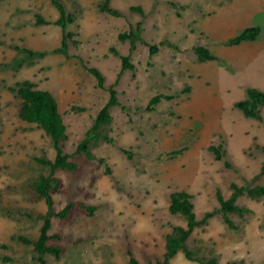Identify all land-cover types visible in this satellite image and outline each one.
I'll return each mask as SVG.
<instances>
[{
  "label": "rangeland",
  "instance_id": "374dc122",
  "mask_svg": "<svg viewBox=\"0 0 264 264\" xmlns=\"http://www.w3.org/2000/svg\"><path fill=\"white\" fill-rule=\"evenodd\" d=\"M59 1L75 17L66 32L80 42L70 40L67 53L58 52L64 31L56 24L60 15L52 0H0V264H40L34 246L19 238L36 241L40 235L48 208L32 184L48 169L36 158L56 156L45 132L19 118L21 100L14 90L23 81L56 97L67 126L64 150L80 166L78 172L57 171L63 192L54 197L55 210L73 201L98 207L93 217L75 212L68 222L52 219L51 234L62 236L55 243L65 252L59 259L45 256L48 264H131L129 252L139 264L163 262L166 236L173 226H187L169 212L170 194L181 190L194 196L198 220L215 213L188 242L197 256L220 264H264V199L247 194L238 199L253 214H228L235 230L225 224L217 200L218 191L231 197L233 183L264 186V151L258 149L264 148V123L234 108L248 89L264 92V16H251L257 10L253 1L111 0L121 17L100 13L103 0ZM36 15L46 23L38 25ZM246 24L261 28L257 42L226 46ZM121 34L138 40L121 42ZM152 46L159 48L155 55ZM196 47L218 60L200 63ZM113 48L130 56L135 68L124 70ZM89 67L104 75L105 89ZM111 87L118 99L106 129L112 142L92 148L97 159H105L101 164L77 151L109 102ZM159 94L176 99L146 112ZM211 145L224 146L223 161L215 159ZM183 148L184 155L167 159ZM225 161L233 167L226 168ZM170 264L198 263L180 253Z\"/></svg>",
  "mask_w": 264,
  "mask_h": 264
},
{
  "label": "trees",
  "instance_id": "16d2710c",
  "mask_svg": "<svg viewBox=\"0 0 264 264\" xmlns=\"http://www.w3.org/2000/svg\"><path fill=\"white\" fill-rule=\"evenodd\" d=\"M54 6L59 11V19L57 25L62 27L64 31L61 48L58 52L67 53L69 49V41L72 40L74 45L80 44L79 41L73 40L74 33H67L66 29L69 24L75 23V17L68 14L64 5L59 0H52ZM98 10L102 14H108L114 17H121L122 13L111 7V0H103L98 6ZM131 11L139 12L143 14L140 7H132ZM37 24H45L46 21L41 15H36ZM262 30L260 27H249L241 32L235 38L228 40L225 45L228 47L239 46L245 42H255L261 36ZM121 42L132 40V43L138 40V37L133 34H121L119 36ZM31 56H37L38 54L29 50L22 49ZM113 54L120 57L123 62V69L133 70L135 66L131 63L130 56H121L116 49H111ZM159 48L152 46L150 48L151 55L157 54ZM195 53L200 63H207L218 60L209 49L205 47H196ZM44 56V54H40ZM88 72L96 79L97 86L100 89H105V77L101 71L95 67L87 68ZM21 100L19 109V118L28 123L35 124L42 129L46 136L51 140L53 148L56 152L54 160H48L43 157L36 158L37 163L48 169L47 174H42L32 184V190L37 196L43 199L47 205L48 211L44 215L43 225L40 229V235L36 241H31L28 238L20 237L19 240L26 245H32L38 254V261L40 264H48L45 256L51 255L55 258H60L65 252L62 245H58L55 242L62 240L60 234H51L52 219L56 218L63 222H68L72 219L75 212H81L88 217H93L98 207L89 206L81 202H69L60 211L55 210V195L63 192V183L60 178L56 176L57 171L64 172H78L80 166L72 161V157L64 150L63 144L68 140L67 126L65 124L62 113L60 112L59 103L56 97L49 91L39 89L36 84L31 81L19 82L14 90ZM111 98L109 102L98 112L92 128L87 132L86 138L81 142L78 147V154L83 155L88 161L98 160L101 164H105V159H97L92 152L93 147L99 146L101 143H111L112 138L106 134V129L113 122L111 114V108L118 105L117 92L113 87L110 88ZM185 93L190 92L187 88ZM176 99V96L168 94H159L154 96L149 104L146 106V112L152 113L157 110L159 104L163 101H172ZM264 107V92L250 88L247 90V98L235 103L234 108L243 113V115L252 120L264 123V116L261 114V108ZM73 112L84 111L77 107L72 108ZM258 149L264 148L258 147ZM187 148L173 151L167 155L168 160H175L177 157L184 155ZM209 150L215 155L217 161H223L227 153L223 145L214 146L211 145ZM225 166L231 169L233 165L229 161H225ZM262 175H264V165L262 167ZM106 174H111L108 168ZM258 178V177H257ZM232 195L229 199H226L223 194L217 192V200L220 203L221 211L224 214V222L230 228L235 230L237 227L234 222L228 218V214H237L241 217L245 215L253 214V211L247 207H242L237 204L240 197L247 194L253 200L264 199V186H257L255 188L240 187L237 184L231 185ZM169 212L173 216H181L187 223L186 227L173 226L171 233L166 236V253L164 255V261L157 264H170V262L176 258L180 253H183L188 261L196 262L198 264H220L217 258L207 259L199 257L192 251L188 242L194 233V231L205 226L208 221L215 216L214 212H209L202 220H198L195 213L194 196L187 191H175L170 194ZM131 264H139V262L129 252ZM230 264H242L232 262Z\"/></svg>",
  "mask_w": 264,
  "mask_h": 264
},
{
  "label": "crops",
  "instance_id": "0c3cea01",
  "mask_svg": "<svg viewBox=\"0 0 264 264\" xmlns=\"http://www.w3.org/2000/svg\"><path fill=\"white\" fill-rule=\"evenodd\" d=\"M253 1V3H254V7H256L257 8V10L255 11V13L253 14V15H251L252 17L253 16H264V0H252ZM262 14V15H261ZM60 17V16H59ZM248 17H250V16H248ZM248 23H249V21H248ZM250 26L249 25H242L241 27H240V29L239 30H243V29H245V28H249ZM253 27V26H252ZM238 30V31H239ZM262 36V35H261ZM255 42H257V41H255ZM255 42H245V43H243V44H246V46H253L254 44H255ZM254 43V44H253ZM243 44H241V45H243ZM241 45H239V46H241ZM235 47H237V46H235Z\"/></svg>",
  "mask_w": 264,
  "mask_h": 264
}]
</instances>
